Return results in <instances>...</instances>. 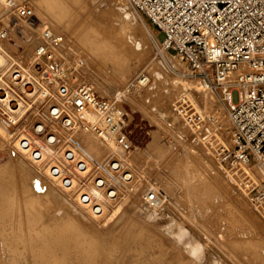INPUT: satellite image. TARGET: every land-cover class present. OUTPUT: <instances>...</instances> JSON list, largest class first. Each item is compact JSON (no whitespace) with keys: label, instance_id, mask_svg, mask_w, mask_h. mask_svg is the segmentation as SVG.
Masks as SVG:
<instances>
[{"label":"bare ground","instance_id":"bare-ground-1","mask_svg":"<svg viewBox=\"0 0 264 264\" xmlns=\"http://www.w3.org/2000/svg\"><path fill=\"white\" fill-rule=\"evenodd\" d=\"M14 1L16 0H0V3L2 2L1 4L11 11L16 7ZM32 2L34 6L29 7L33 12L31 16L22 15L21 9L25 8L23 6L16 11L18 18L22 20L19 25L17 24V28L22 26L21 28L27 30L30 27V31L32 29L33 45H35L32 61L34 64L38 61L36 66L42 65V69L37 70L34 65L33 71H30L21 66L20 71L14 72L21 73L22 80L16 81L19 77L15 75L14 83L22 84L28 97L47 99L38 111V121L30 126L28 121L24 120L26 115L29 117L30 103L11 89L0 86V111L4 110L6 114L5 118L3 115L0 116V140H4L11 147V159L0 166V243L4 251L2 255L0 254V262L2 264H181L184 257L176 253L175 249H171L167 241L161 240L151 231L149 223L141 224L138 219L131 217L132 214L119 216V206L129 203L133 211L140 205L149 221L155 223L158 218L165 216L164 210L169 203H165V198H169L167 186L165 190L162 188L160 190V186L149 183L146 188L142 187L138 192L136 190L139 185V173L134 165L136 155L132 156V136L123 109L118 102L115 103L118 107L115 104L108 106V103L106 108L95 104V100L80 107L67 103L70 98L73 100L80 98L76 90L81 82H87L73 79L63 65L59 66L53 59L54 56L57 59V55L61 54L62 48L66 46L64 36L54 29L68 25L67 17L71 20L75 1L33 0ZM118 7V16L124 21L138 24L140 20L139 28L144 34L150 35L156 32L153 24L148 23L147 16L144 15L145 19L137 15L138 11L129 0L118 2ZM37 12L46 19L40 18ZM103 33L101 26H90L81 31L78 39L89 56L111 66L114 70L123 69V75L129 73L131 66L128 61L135 53L131 54L125 44L118 45L114 39L105 37ZM127 39L133 41L136 48L142 46L141 41L134 36H127ZM164 48L166 61L174 67L186 69L185 64L188 66V63L177 51L166 49L165 45ZM2 50L0 45V64L7 60V55ZM57 64L58 67L54 66ZM155 75L160 77L162 72L157 70ZM196 80L198 81L184 79L172 81L178 84L172 85L171 89L167 87V90H163L162 99H157L154 103L157 104L163 99L168 103L172 101L169 118L172 124L168 126L181 130L182 125L187 129L194 128L195 123L188 120V113L183 108L185 101L191 102L197 113V120L200 117L197 125L204 123L206 136H197L198 140L202 137L203 140L207 139L211 132L210 127H207L208 124L222 122L223 127L227 125L225 111L227 102L223 93L216 95L201 80ZM146 81L147 78L143 77L140 78L139 83ZM49 83L54 84L51 87ZM88 85L96 94L110 99V102L116 99L109 95L103 96L91 83H87ZM33 113H37V110ZM160 115L167 123L168 117L163 112ZM210 115L212 116L209 117ZM11 126L13 129L9 128ZM122 129L129 132L126 133L128 146L118 141V134ZM225 129L227 132L228 128ZM219 140V146L215 145L214 149L208 148V154L211 156L213 154L217 156L229 147L231 139L227 135L221 136ZM106 152L109 153V158L103 157ZM114 161L116 162L113 164ZM249 164L234 162L231 167L228 163L221 165L225 170L224 177L227 184L242 198H246L247 192L250 194L257 190L260 178H264V168L258 162L260 168L259 165ZM237 173L240 175L236 176ZM242 175L250 177L249 181L241 183ZM218 182L221 183L219 180ZM151 193H154L153 198L150 197ZM203 201L206 202L205 200L200 202ZM256 203L255 210L260 212V218L262 217L263 220L264 205H256ZM207 204L209 203L206 202V210L204 209L200 214L203 219L208 215ZM106 216H109L107 219L109 221L117 219L112 225L109 237L98 227ZM163 220H166L167 234H172L177 243L185 244L191 257L202 263L203 243L193 241L183 225L175 229L172 219ZM56 235H62L59 242L53 239ZM55 244L66 245V249L61 254L57 251L58 255H56L51 249ZM235 245L241 248L245 244L240 241ZM258 253L257 258L253 255L259 264H264V257L260 252ZM210 264L224 263L217 258H211Z\"/></svg>","mask_w":264,"mask_h":264},{"label":"rangeland","instance_id":"rangeland-1","mask_svg":"<svg viewBox=\"0 0 264 264\" xmlns=\"http://www.w3.org/2000/svg\"><path fill=\"white\" fill-rule=\"evenodd\" d=\"M32 1L16 0L13 2L16 5L15 10L11 9V11H8L5 5L1 4L2 2L0 3V11H2L0 12V45L3 53L7 55V60L0 64V86L11 89L16 95L23 96V99L30 103L32 109L29 107V117L28 115L24 117L30 126L38 121V111L44 106L47 98L28 97L24 92L23 85L14 83L15 75L19 77L16 81L22 80L21 73L14 71H20L21 66L30 69V71H33L34 68L42 69V65L36 66L38 61L35 64L32 61L35 46L33 45L32 29L30 31V27L27 30L21 28L22 26L17 28L22 20L18 18L16 11L22 6L33 7L34 2ZM74 1L71 20L67 17L68 25L54 29L64 36L66 46L62 48V53L57 55V59L55 56L53 59L59 66L63 65L73 79L77 78L83 82L91 83L101 95L116 98L123 109L126 114L128 130L132 136V156L136 155L134 165L139 173L137 192L138 189L149 186L147 185L149 183L160 186V190L169 187L167 188L169 200L165 198V203H169L167 206L165 204L166 207L164 206V213L166 214L163 218H158L155 223L149 221L146 213L139 207L140 205L133 211L129 203L121 206L122 208L119 206L118 213L120 212V215H118L132 214L131 217L138 219L141 224L149 223L151 231L156 233L161 240L167 241L171 249H175L176 253L184 257L181 264H210L211 258H217L224 264H254L253 262L259 255L258 252L264 257V219L260 218V212L256 211L254 206L256 200H258L256 205H264V197L258 198L259 188L250 194L249 192L245 193L246 198L239 196L236 190L232 191L233 188L227 184L224 177L225 170L221 166L226 164L222 160L224 151L217 156L208 154V148L212 149L215 145L219 146V138L227 135L225 128H229V124L231 125L228 110L225 108L226 126L223 127L222 122L208 124L207 127H210L211 132L207 139L201 140L206 136L204 123H200V125L195 123L194 128L190 129L183 125L181 130L177 127L170 128L168 125L172 124V121L170 123L169 120L172 101L168 103L163 99L157 104L154 102L157 99H162L163 90H167V87L171 89L173 88L172 85L178 84L177 82L172 83L174 80L198 81L196 80L198 78L190 74L189 65L185 64L186 69H179L165 60L164 54L166 52L161 34L154 26L153 28L156 30L154 34H144L139 28L140 20L138 24H133V22L124 21L118 16V2L128 0ZM2 5L4 7L1 8ZM137 15L146 19L141 13ZM40 18L43 19L44 16L41 15ZM147 21L151 24L148 19ZM90 26H101L105 37L114 39L118 45L125 44L131 54L135 53L134 56H130L128 61L129 66H131L129 73L123 75V69L114 70L111 66L100 63L83 49L78 36L81 31ZM52 28L54 27L52 26ZM127 36L138 38L142 46L136 48L132 43L133 41H129ZM58 64L54 66L58 67ZM157 70L162 72L160 77L155 75ZM143 77L147 78L146 83H139L140 78ZM53 84L49 83L51 87ZM3 92L5 91L3 90ZM36 110L37 113L34 114L33 112ZM1 111L0 116L3 115L4 117H2L5 118L4 110ZM161 112L168 117L167 123L165 122L166 119L161 117ZM197 126H202L197 133V136H203L200 140L193 133L198 132L195 130ZM9 128L13 129V126ZM10 148L8 143L0 140V166L11 159ZM106 153L103 157L109 158V153ZM249 163L253 166L259 165L254 160ZM228 165L232 166L231 164ZM258 167L260 168V165ZM237 175L240 174L237 173ZM246 176H241L243 177L241 183L244 184L245 181H249L250 177ZM260 180L262 181V178ZM201 199L209 203L207 204V207L209 206L208 215L204 219L200 214L206 208V202L201 203ZM124 209L125 211H123ZM57 213L61 214L60 211ZM108 217L106 216L98 224L100 230L107 237L111 235L112 225L117 220L109 221L107 220ZM163 219H172L175 229L179 225H183L189 231V237L193 241L197 240L203 243L204 259L202 263L191 257L185 244L177 243L172 234H167L165 230L166 220ZM61 236L56 235L53 239L59 242ZM240 241L244 242L245 245L238 248L235 244ZM51 249L54 250L52 253L58 255L57 251L59 254L63 253L66 245L55 244ZM2 253L4 251L0 243V254L2 255ZM253 254L256 255V258ZM256 263H258L257 260Z\"/></svg>","mask_w":264,"mask_h":264},{"label":"built area","instance_id":"built-area-1","mask_svg":"<svg viewBox=\"0 0 264 264\" xmlns=\"http://www.w3.org/2000/svg\"><path fill=\"white\" fill-rule=\"evenodd\" d=\"M129 1L163 35L166 49H175L188 63L190 74L216 95L224 94L231 140L222 160L231 165L254 160L264 168V0ZM21 13L33 14L29 7ZM91 88L81 82L76 90L80 98L67 103L80 107L95 100L106 108L117 102ZM183 108L190 122H199L191 102L185 101ZM195 130L197 137L200 127ZM126 133L122 129L118 134L124 146H128ZM259 197H264V178Z\"/></svg>","mask_w":264,"mask_h":264},{"label":"water","instance_id":"water-1","mask_svg":"<svg viewBox=\"0 0 264 264\" xmlns=\"http://www.w3.org/2000/svg\"><path fill=\"white\" fill-rule=\"evenodd\" d=\"M160 36H161V39H163V35H160ZM171 51L176 52L175 49H171Z\"/></svg>","mask_w":264,"mask_h":264}]
</instances>
